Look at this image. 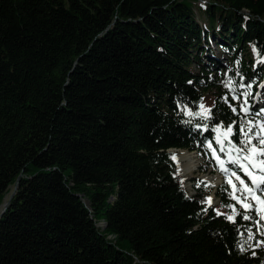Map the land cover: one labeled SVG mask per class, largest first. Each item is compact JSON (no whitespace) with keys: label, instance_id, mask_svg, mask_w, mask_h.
<instances>
[{"label":"trees","instance_id":"1","mask_svg":"<svg viewBox=\"0 0 264 264\" xmlns=\"http://www.w3.org/2000/svg\"><path fill=\"white\" fill-rule=\"evenodd\" d=\"M253 45L264 57V0H0V205L16 186L0 264H264L231 188L215 191L224 212L201 203L167 151L211 158V141L224 158L211 129L238 144L260 119ZM226 74L252 83L247 116ZM201 101L209 120L183 110Z\"/></svg>","mask_w":264,"mask_h":264},{"label":"snow or ice","instance_id":"2","mask_svg":"<svg viewBox=\"0 0 264 264\" xmlns=\"http://www.w3.org/2000/svg\"><path fill=\"white\" fill-rule=\"evenodd\" d=\"M253 52L257 55L258 63H264V57L259 56V52L255 45L252 46ZM239 63V61H237ZM232 69H229L231 72ZM227 76V74H226ZM236 76L240 77V80L243 81V75L237 70ZM223 86L228 89V92L231 94V100L237 101L239 103V109L241 112L247 116L248 113L252 111L251 105L248 102V97L252 95V83L244 84L237 82L231 77L222 81ZM237 87L244 89L242 93H237ZM264 87V85H262ZM259 95V94H257ZM223 101L229 104V107L233 112H237V107L232 105L229 102V95L222 97ZM199 111L192 112L191 109L187 108V105L183 106L185 114L189 117H198L201 120L211 119L212 109L205 106L203 101L199 104ZM256 117H260L259 120L255 119H244L240 122L239 126V136L242 139H239V143H233L231 137L233 135V125H229L226 129L222 124H217L216 127L211 130L216 133L215 143L219 145V152L226 153L229 157V162L236 164L241 171L250 179L251 185L245 183L236 172H232L231 176L227 180V183L231 185L233 191L229 193L233 200H235L245 213L249 211H255L259 219L254 220V223L257 225V231L264 235V109H261L255 114ZM185 123H191V119L185 121ZM203 127L204 130H208V124L197 125V128ZM223 129V131H222ZM255 141V143H253ZM207 148L211 150L213 157L218 161L221 170H224V161L221 159L220 155L217 152V149L213 147L212 142L210 141L207 145ZM232 153H236V156H233ZM173 160L176 159L175 156L172 157ZM239 181L240 187L237 188L236 184L233 181ZM205 187L208 186L207 183L201 182ZM201 184H197V187H200ZM241 193V195H237ZM259 193V194H258ZM204 203H207L209 207L212 204V198L207 197ZM228 207L232 208V215L227 216L226 218L229 221L235 222V217L238 215L235 205H229ZM217 211V215H221ZM243 219L252 220V216L245 214ZM248 238L244 243H249V247H252L250 241L254 239V233L252 229H248ZM243 237V234H241ZM264 244V241L257 243V247ZM240 251H245L243 243L240 244Z\"/></svg>","mask_w":264,"mask_h":264},{"label":"rangeland","instance_id":"3","mask_svg":"<svg viewBox=\"0 0 264 264\" xmlns=\"http://www.w3.org/2000/svg\"><path fill=\"white\" fill-rule=\"evenodd\" d=\"M214 47H215V45H214ZM218 51L220 53L219 49H218ZM180 151L186 152V151H182V150H180ZM193 152L195 153V151H193ZM188 154H190V153H188ZM195 154L197 155V153H195ZM232 155L236 156L237 154L232 153ZM172 156H173V153H172ZM197 158H199V164H198L196 170L194 171V173L192 175L181 176L182 179L185 180V182H186L185 186L190 190L191 193H194L193 186L199 184V182L202 181L199 177H201L204 180H206L205 176H217V177H219L220 182L218 183V185L217 184L211 185V183L208 180L203 181V182L207 183L208 186L205 187L203 185L205 188L204 195L199 200H200V202H203L206 200L207 197H211L212 198V204L211 205L219 207V209H220L219 211L224 212V210L226 208H222L220 205H218L219 198L216 196L215 191H216L217 187L221 186L223 183H226L227 186H229L231 188V192L233 191L231 185H229L227 183V180L229 179V177L231 176V173L233 172L227 166V162L229 161V157L226 153L224 155V158L221 157V159L224 161V166H225L224 170H221L220 165H219L218 161L214 159L212 152H211V158H209L207 156H202L200 154L197 155ZM175 165L176 166H175L174 171L177 174L178 163L176 162ZM202 168H206L207 171H201ZM237 175L240 176V178L243 179L245 181V183L251 185L250 179L245 175V173H243V171H241V173H237ZM233 181L236 184L237 188H239L240 187L239 181L235 180L234 177H233ZM262 187H264V186H262ZM12 190H13V188H11V191ZM237 195H241V193H237ZM235 203L238 204L236 201H235ZM204 204L209 206L207 203H204ZM249 213H251V215L255 216V218H256L255 220L259 219V217L257 216L255 211H249ZM252 232L254 233V239L252 241H255L256 243H258L259 239L257 237L258 236L257 234L259 232L257 231V225L254 222H253ZM247 235H248V232H247ZM261 247L264 248V244H261Z\"/></svg>","mask_w":264,"mask_h":264},{"label":"bare ground","instance_id":"4","mask_svg":"<svg viewBox=\"0 0 264 264\" xmlns=\"http://www.w3.org/2000/svg\"><path fill=\"white\" fill-rule=\"evenodd\" d=\"M182 151H186V150H182ZM187 152L188 151L181 152L180 150H174V152H172L173 156L176 157L174 162L178 163L177 171L182 176L183 175H192L194 173V171L196 170L198 164H199V158H197L198 153L196 155L195 154L196 152L195 153L194 152H188L190 154H188ZM205 178H206V180H208L211 183V185H215V184L218 185V183L220 182V179L217 176H205Z\"/></svg>","mask_w":264,"mask_h":264},{"label":"water","instance_id":"5","mask_svg":"<svg viewBox=\"0 0 264 264\" xmlns=\"http://www.w3.org/2000/svg\"><path fill=\"white\" fill-rule=\"evenodd\" d=\"M174 150H186V151H188V152H193V151H189L188 149H181V148H170V149H168L167 151L170 152V153L172 154V152H173ZM171 158H172V157H171ZM172 160H173V159H172ZM173 162H174V160H173ZM177 174L180 175V176H182V175H181L180 173H178V172H177ZM199 178H200V177H199ZM200 179H201L202 181H206V180H204V179H202V178H200ZM15 188H16V186L13 187V190L10 191L9 194H7V195L4 196L3 202H2L1 205H0V215H1V213L6 209V207L8 206L9 199L13 196ZM201 203H204V202H201ZM102 225H105V223H102Z\"/></svg>","mask_w":264,"mask_h":264}]
</instances>
